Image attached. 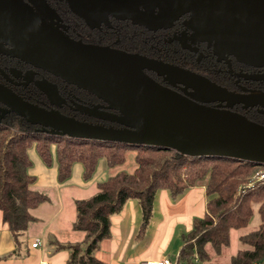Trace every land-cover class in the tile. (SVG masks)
<instances>
[{
	"label": "water",
	"instance_id": "obj_1",
	"mask_svg": "<svg viewBox=\"0 0 264 264\" xmlns=\"http://www.w3.org/2000/svg\"><path fill=\"white\" fill-rule=\"evenodd\" d=\"M152 2L107 0L104 6L115 16L150 27ZM168 2L177 9L186 4L189 24L216 49L224 46L246 65L264 67V0ZM141 6L147 11L139 12ZM0 43L8 46L5 53L86 91L112 110L81 107V113L108 126L88 123L31 104L0 84V119L12 113L54 136L157 147L181 156L230 158L264 167V124L232 111L235 105L264 109L261 91L231 92L161 61L84 45L54 29L20 0H0ZM146 71L190 88L196 100L159 85ZM38 87L49 93L47 86ZM209 101L219 105L210 106Z\"/></svg>",
	"mask_w": 264,
	"mask_h": 264
},
{
	"label": "trees",
	"instance_id": "obj_2",
	"mask_svg": "<svg viewBox=\"0 0 264 264\" xmlns=\"http://www.w3.org/2000/svg\"><path fill=\"white\" fill-rule=\"evenodd\" d=\"M243 115L264 124L263 117L255 112ZM32 145L47 164L49 147L55 146L59 182L69 178L74 163H80L85 178H89L99 159L113 169L125 162L128 150L134 153L131 173L120 171L99 183L93 196L75 201L72 229L84 234L83 242L55 245L56 250L68 251L67 264H105L95 253L100 242L109 237L110 217L128 200L138 202L144 226L158 190L168 191L176 200L199 185L207 198L205 213L195 218L191 230L182 236L175 264L210 262L209 248L220 255L229 245L230 231L244 229L254 214L259 220L256 229L238 237L243 248L229 258L228 264H264V179L256 175L263 165L230 158L181 156L174 150L150 146L54 136L10 114L0 119V213L15 246L21 244L20 237L35 221L30 211L47 201L45 195L31 189L35 178L27 173V151Z\"/></svg>",
	"mask_w": 264,
	"mask_h": 264
},
{
	"label": "flooded vegetation",
	"instance_id": "obj_3",
	"mask_svg": "<svg viewBox=\"0 0 264 264\" xmlns=\"http://www.w3.org/2000/svg\"><path fill=\"white\" fill-rule=\"evenodd\" d=\"M20 1L54 29L84 45L161 61L203 76L231 92L264 93V67L246 65L249 63L239 61L224 46L216 49L213 44L205 41L201 33L189 24L186 4L177 9L176 5L165 3L166 0H153L149 6L152 8L154 22L147 27L126 17L113 15L104 6L107 0ZM138 11L144 13L147 8L141 6ZM7 50L8 46L0 43L1 85L31 104L80 121L108 126L80 111L81 107L92 109L98 106L100 111L112 112L106 108V104L86 91L5 53ZM146 74L171 91L192 99L197 98L190 88L164 75L148 71ZM42 84L49 88V93L39 89L38 86ZM207 104L214 107L219 105L212 101ZM3 108L0 104V109ZM262 110L261 107L244 108L242 105L232 108L237 113L255 112L264 121Z\"/></svg>",
	"mask_w": 264,
	"mask_h": 264
},
{
	"label": "crops",
	"instance_id": "obj_4",
	"mask_svg": "<svg viewBox=\"0 0 264 264\" xmlns=\"http://www.w3.org/2000/svg\"><path fill=\"white\" fill-rule=\"evenodd\" d=\"M40 159L42 160L41 157ZM51 159L50 154V162ZM81 167L82 176L85 178L83 166L81 165ZM97 167L98 163L95 166V170ZM101 167V176L105 179L100 182H93V186L96 190L99 183L104 182L109 177L120 172L112 168V170L110 169L112 172H108L109 168L105 166V163H103ZM95 170L89 178L85 179L92 178ZM52 188L56 191L53 197L55 198V201L58 202L57 205L59 208L55 209L53 213H48L47 209H49L50 206H45L47 207L45 216L46 218L49 216L50 218H48V220L53 224V222L58 218L61 208L62 212L64 211L66 207L59 202V194L60 192H65L68 194L67 201L69 203V210L67 213L68 216L65 215L67 218L65 225H62L63 216L61 222H59L56 226L50 224L46 226L44 225L45 220L43 221L37 215V212L40 207H43L45 203L49 202V199L44 193L31 188L32 190L45 195L47 197V201L30 211L31 216L35 218V221L31 222L24 232L26 233L28 231L27 237L29 238L28 240H23L25 242L24 248V243L22 241L24 233L19 239L21 244L15 246L12 235L8 230V227L3 223L0 213V264H67L69 258L68 251L65 249L56 250L55 245L78 244L83 242L84 236L80 239L81 241L78 240V234H73L75 233L73 232L75 230L72 229V223L74 222L76 215L74 210L75 201L80 200L81 198H74L71 193L73 191L82 192V190L87 188V186L60 184L59 187L53 186ZM202 192L205 194L203 187L195 186L187 190L178 199L173 200L171 199L169 192L166 191L164 196L159 197V201L162 200V206L157 204L158 215L156 217L155 211H153L152 208L151 216L153 213L154 216L151 217L149 221V229L143 239H139L143 229L140 206L136 200H128L118 213H115L110 217L109 237L100 242L99 248L95 253L96 257L105 264H149L153 261H160L163 259L170 260L168 256L173 254L174 259L173 261H170L172 264H175V258L182 246V236L191 230L193 220L195 218L202 217L205 213L207 198L202 204ZM63 229H70L68 235H63ZM42 235L45 237L41 241L38 236ZM36 240L39 241V246L33 248L31 245ZM11 250H14V252L11 253ZM204 264H212V262L210 260V262Z\"/></svg>",
	"mask_w": 264,
	"mask_h": 264
},
{
	"label": "rangeland",
	"instance_id": "obj_5",
	"mask_svg": "<svg viewBox=\"0 0 264 264\" xmlns=\"http://www.w3.org/2000/svg\"><path fill=\"white\" fill-rule=\"evenodd\" d=\"M6 133H2L1 135H5ZM49 153L51 154V162L50 164H46L44 163L39 155L38 152L36 151V148L34 145H32L30 147V149L28 150V157H29V162H30V166L28 168V174L33 176L35 178L33 184L31 185L32 189H36L38 191H40L41 193H44L45 195H47L49 202L45 203L43 207H40V209L37 212V215L44 221V225H53L56 226L59 222H61L62 220V216L63 221H62V225H65V222L67 221V218L65 217L68 216V201H67V197L68 194H66L65 192H60L59 194V202L61 204H63L66 208L64 209V211L62 212V208H61V212L58 216V218L53 222V224L51 222H49L48 218H50L49 216H47L46 218V209L47 207L45 206H50L49 209H47L48 213H53L55 211V209H58V202L55 201L54 193L56 192L54 188H52L53 186L59 187L60 184H72V185H76V186H87V188H85L84 190H82V192H72V197L74 198H81V199H87L91 196H93L96 193V189L94 188V184L93 182H100L103 181L105 178H103V176H101V166L104 163V161L102 159L98 160V167L95 170L94 175L92 176V178L90 179H85L82 176V167L80 164H74L72 167V172L69 176L68 179H66L65 181L59 183L58 182V177H57V160H56V153H55V146L51 145L49 147ZM135 168V161H134V153L132 150H128L125 154V162L118 167H115L113 169L117 170V171H123L125 173H131ZM112 170V169H111ZM263 168H259L256 170V175H260V173L262 172ZM108 172H112L110 171V169H108ZM198 187H202V186H198ZM164 194H166V191H162V190H158L156 192L155 198H154V202H153V211H155V217L158 215L157 213V204H160V206H162V200L159 201V197L160 196H164ZM206 199L205 194L202 192V204L204 202V200ZM135 200V199H134ZM132 199V201H134ZM159 201V202H158ZM73 210V207H72ZM75 210V207H74ZM154 216V213L152 214L151 217ZM47 219V220H46ZM148 220L147 224L143 226V229L141 231V236L139 239H143L149 229V221ZM141 223H142V219H141ZM259 223L258 220V216L257 214H254L253 217L251 218L249 224L241 230H231L229 233V245L222 251V253L220 255H215L213 250L209 248V254L211 255V262L212 264H228L229 262V258L234 255L238 250L242 249L243 247L241 246L238 237L244 233H247L248 231L254 230L256 229L257 225ZM41 226V225H40ZM141 227V226H140ZM139 227V228H140ZM28 232V231H27ZM24 233L23 235V239L24 240H28L29 238L28 233ZM63 235H68V233L70 232V229H63L62 230ZM75 233L73 234H78L77 236L79 237L78 240H80L82 238L83 233L82 232H76L73 231ZM44 235L42 236H38L39 239H41V241L44 239ZM23 241L24 245L23 248L25 247V242ZM81 241V240H80ZM14 250H11V253H13ZM170 258V260L173 261L174 259V255L170 254L168 256Z\"/></svg>",
	"mask_w": 264,
	"mask_h": 264
},
{
	"label": "built area",
	"instance_id": "obj_6",
	"mask_svg": "<svg viewBox=\"0 0 264 264\" xmlns=\"http://www.w3.org/2000/svg\"><path fill=\"white\" fill-rule=\"evenodd\" d=\"M258 178L259 179H264V168L262 170V172L260 173V175H258ZM33 248H36L39 246V241L36 240L34 243H32L31 245ZM149 264H172L171 261L169 259H163V260H160V261H153Z\"/></svg>",
	"mask_w": 264,
	"mask_h": 264
}]
</instances>
